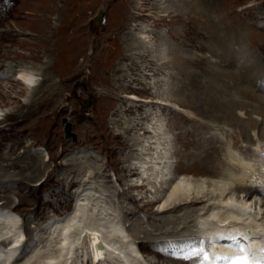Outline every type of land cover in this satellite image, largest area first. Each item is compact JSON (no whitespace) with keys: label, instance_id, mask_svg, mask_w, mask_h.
<instances>
[{"label":"rangeland","instance_id":"rangeland-1","mask_svg":"<svg viewBox=\"0 0 264 264\" xmlns=\"http://www.w3.org/2000/svg\"><path fill=\"white\" fill-rule=\"evenodd\" d=\"M203 3L216 7L211 15L222 25L224 36L243 29L256 35L253 37L256 43L247 40L243 44L245 53L239 54V62L231 61V56L236 55L233 51L240 50L238 39L219 37L220 44L214 45L215 49L220 45L232 46L228 58L209 52L213 34L206 32V24L210 22L202 14ZM141 31L150 32V46L170 47L166 63H170L175 54L178 63L171 75L154 74L155 62L149 51L140 54L134 48L131 53L127 52L128 45L134 41H128L126 36L133 37ZM142 35L140 33L143 38ZM259 45H264V0H0V181H4L0 188V207L6 201L11 202L19 222L16 229L24 230L30 237L28 232H32L34 226L55 214L74 209L79 189L90 182L95 191L90 190L94 201L98 198L103 207L111 204L117 210V213L105 212L110 215L105 214L104 218H111L120 226L125 222L129 231L134 228L132 233L136 230L137 240L146 244L142 251L149 263L168 264L170 260L172 264L171 260H179L158 255L154 244L165 241L170 232L174 237H167L170 240L195 238L201 229L189 227L191 223L186 222L193 217L184 219V211L178 213L180 218L167 220L170 214L154 202L159 195L157 191L161 190V181L155 179V184L146 180L139 182L140 170L130 167L141 153L129 148L128 140L134 139V132L142 131L143 123L153 125L157 117L165 118L164 131L169 132L165 137L173 144V165L184 168L178 175L192 166L184 159L187 151L184 134L197 124L205 123L210 127L202 136L217 137L219 145L223 143V154L231 151L235 138H239L240 152L247 155L251 150L250 142L258 143L259 130L253 129L243 138L241 130L226 119L215 122L204 111L207 108L204 97L212 83L207 74L211 68L222 71L221 76L227 77L232 88L244 87L254 94L264 95L261 90L264 87V50L261 51ZM253 63L261 69V78L256 83L246 81L234 85L231 78L228 80L229 76L237 79L243 66ZM43 69L51 73L55 93L46 102L48 104L35 108L23 119L20 110L27 112V105L35 95L20 75L30 71L37 79H42ZM161 76L166 79L156 83L154 79ZM156 92L164 93L169 101L155 104L158 101ZM237 115L240 119L248 117L240 111ZM257 120L262 122L259 117ZM130 122L136 127L135 131L129 130L126 134L122 128ZM133 142H129L130 145L135 144ZM21 157L28 158L26 163L31 165L39 163L41 175L34 172L33 166L32 172L28 168L24 173L22 166L12 163ZM234 161L227 163L237 170L239 164ZM21 173L27 178L30 176L32 182L21 180ZM204 180V193L214 201L220 192L211 187L208 177ZM257 181L259 184L258 178ZM256 211L259 212V208ZM83 255L86 253H81L75 264H84Z\"/></svg>","mask_w":264,"mask_h":264},{"label":"bare ground","instance_id":"bare-ground-1","mask_svg":"<svg viewBox=\"0 0 264 264\" xmlns=\"http://www.w3.org/2000/svg\"><path fill=\"white\" fill-rule=\"evenodd\" d=\"M204 5L205 10L202 14L207 16L208 23H212V25H210V23L209 25L206 24V32L213 34V45H210L211 48L209 49V52L220 58H228L232 54V46L226 47L220 45L219 49H215L216 47L214 48V45L220 44L221 39H219V37L223 39L230 38L232 41L238 39L237 45L240 47V50L236 52L233 51V54L236 53V55L231 56V61L239 62V54L245 53V50H243V44L247 42V40L254 41L253 37H256V35L254 36L252 32L247 30L243 31V29L236 34H231V36H224L222 34V25H220L218 23L219 21L211 15L214 9L216 10V7H212L209 4ZM140 33L143 34V38L140 36ZM140 33H137L138 35L133 37L130 35L126 36L128 41H134V43L128 45L127 52L131 53L134 48L140 54L149 51L152 54L151 60L155 62V66L152 69V71L155 72L154 74H159L161 72L167 74L166 76L169 74L171 75L178 60H176L174 54L170 63L165 62L166 56L170 53L168 51L170 50V47L162 44L158 46L156 45V47H153V45L150 46V32L141 31ZM163 37L164 35L162 38ZM254 43L256 42L254 41ZM259 49L263 51L264 45H259ZM192 60L193 59H191V61ZM249 60H251V58ZM258 66H255V63L249 66H243V70L238 73L237 79L229 76L228 80L231 78V81L233 80V83H235L234 85H236V83L239 85L246 81L251 82V84L253 81L256 83V81L261 78V69L259 70ZM211 71L208 70L207 73L212 83L210 85L211 88L207 87V93L205 92L206 96L204 97V101L206 102L207 108H204V111H206L207 114H210V118L215 120V122L226 119V122L231 123L232 126L241 130V136L243 138H247L248 133L250 134L251 130L254 129V131H256V129H258V143H254L252 142L254 140H252L250 142L251 146H249L251 150L247 155H242V150H240L238 146L239 138H235L233 149H231V151L229 150L228 153L226 151V154H223V143L219 145L220 141L217 137L215 138L212 135L209 137L202 136L204 130L207 129L210 131V127L207 124L205 125V123L197 124V126H194V129H188L184 134L186 137L185 146L187 147L184 159L188 160L189 165L192 164V168L189 167L187 171H183V174L178 175V173L181 172L180 169H184L183 165L176 167L173 165V144L171 139L165 137L166 135H169V132L164 131L166 127V124L164 123L165 118L163 119L160 117L159 119L156 116L157 120L153 125H150L151 122L147 123L146 126V123H143L144 127L141 129V132H134L136 127L131 126V122L122 128L123 132L126 134L129 130L134 132L132 137L134 139H129L128 145L129 148L131 146L132 149L140 151L141 153V156L137 154L136 159H133L135 162H133V166H131L130 169L140 170L139 172H141V175L139 182L146 180L148 182L150 181L152 184L155 179L157 182L161 181V190L157 191V194L159 195L154 198V202L161 204L162 209L167 214H170V216L167 217V220L172 219L173 221L174 218L179 216V212L184 211L185 213L183 215H186L184 216V219L188 220L190 215L193 217L189 219V223L185 221L187 224L191 223L189 227H192L193 229L200 228L201 231L199 230V236L203 235V237H206H204L205 239L211 238L214 241L212 247L207 251L209 256L213 257L208 264H231L230 260L224 262L221 258L230 257L227 253L229 251L233 252V250L237 252L236 256H239L240 246L253 250L256 253L254 259L264 260V256L260 254V250L264 249V216H261L262 213L264 215V150H260V148L264 146V125L262 124L264 123V95L254 94L253 91L251 92L247 88L244 89V87L243 89H236L237 86L232 88V86L227 83V77L224 78L221 76L223 74L222 71L212 68ZM41 76L43 77L42 79H37L34 72L31 73L30 71L20 75L23 83L28 87V90H32V92L34 91L33 95H35L32 96V99L27 105L28 111L25 112L24 110H20L23 119L27 118L35 108L39 109L47 101L52 99V95L55 93V84H53L51 73L44 72L43 69V74ZM165 79L166 77L162 78L161 76L154 80L156 83H160ZM234 88L236 90H234ZM248 88H250V86ZM233 94H235V96H233ZM40 95L43 96L41 97ZM236 96L239 99H236ZM155 97L158 98V101L155 104L160 105L167 103L166 100H168V98H165L166 96L164 97V93L160 94L159 92H156ZM159 101L161 103H159ZM159 107L161 108V106ZM160 108H158V110H160ZM238 111H240L241 115L244 114L246 117L248 115L249 118L240 119L237 115ZM254 116L261 118L262 122L259 123V119L257 120V117L254 118ZM189 122H192V120ZM225 124L229 125L228 123ZM147 135L150 136L148 137ZM145 138H147L146 141ZM129 142L135 144L130 145ZM244 148L246 149V147ZM223 155H225L224 158L227 161L230 160L232 162L235 160L237 165L239 164L238 169L235 170L231 167L230 162L228 165L227 161L224 158H221ZM26 160L29 161L28 158L21 157L15 158L13 162H11L22 166L24 173L28 168L32 172L33 166L34 172L41 175L39 163L31 165L30 162L26 163ZM193 174L197 176L194 178ZM33 176L34 175H32V177ZM90 177L91 175L87 177L86 181H88ZM205 177L209 178L211 187L220 192V194H217V198H214V201L213 198L209 199V196L204 193ZM20 178H22L21 180L23 181H25V179L32 180L30 176L29 179L23 173H21ZM257 178L260 180L259 184H263L262 187L258 184ZM3 182L0 181V188L4 184ZM155 182L153 183L155 184ZM86 185L89 187L86 188ZM86 185H81L82 188L79 189L76 196L74 209L70 212H64L61 215L55 214L47 218L45 222L39 224L37 227L34 226L35 228L32 232L29 229L30 232L28 233H30V237L24 230L21 232L16 229L19 222L13 214L12 203L6 201L2 207H0V264H75V262H77L76 260H79L81 253H86V255H83L84 259H81L84 264L86 261H89L90 264H151L146 260L144 252L142 251L146 249V244L144 241L137 240L135 236L137 234L136 230L132 233L134 228H132V231H129L124 225L125 222L123 223V227L120 226V223L111 220V218H104V215L107 214L105 212H108L109 210L117 213L116 208L111 204L108 208L103 207L100 204V201H98V198L94 201L93 198L95 196L90 191H94V189L90 187L93 184L89 182L88 184L86 183ZM98 192L100 193V191ZM210 193L216 195L214 191H211ZM258 208L260 210L259 212L256 211ZM98 212L100 214H98ZM178 218H180V216ZM165 222L166 221H164V223ZM138 228L139 227H137V229ZM248 229H252V235L247 233ZM13 230H16V233H14ZM146 234L148 233L146 232ZM171 235V232L166 234L167 237H173V235ZM167 237L164 239L165 241L162 240L163 242H157L154 245L157 246L158 244H161L164 250L168 252L172 250H185L187 246L191 245L190 242L179 243L170 241ZM223 240L226 241L222 242ZM25 242L27 243L25 244ZM99 243H104L106 249H99L97 247ZM208 245L210 244L208 243ZM31 246L32 249L30 250ZM218 247L221 248V251L217 250ZM28 250H30V252L26 254ZM23 254L26 255L24 256ZM182 257L170 256V258L183 259ZM234 257L235 254L232 258ZM180 259L171 260L172 264H194L197 260H200L194 258L184 262ZM167 263L169 264L170 260H167Z\"/></svg>","mask_w":264,"mask_h":264},{"label":"snow or ice","instance_id":"snow-or-ice-1","mask_svg":"<svg viewBox=\"0 0 264 264\" xmlns=\"http://www.w3.org/2000/svg\"><path fill=\"white\" fill-rule=\"evenodd\" d=\"M239 251L242 255L236 256L234 258L222 257L221 259L230 260L231 264H264V260L254 259L256 253L250 248H245L243 246L239 247ZM260 254L264 256V249L260 250ZM183 259H200V264H208V262L213 259L206 252L204 248H194L189 250V252L182 257Z\"/></svg>","mask_w":264,"mask_h":264},{"label":"water","instance_id":"water-1","mask_svg":"<svg viewBox=\"0 0 264 264\" xmlns=\"http://www.w3.org/2000/svg\"><path fill=\"white\" fill-rule=\"evenodd\" d=\"M97 247H98L99 249H103V250L106 249V246H105L104 243H99V244L97 245Z\"/></svg>","mask_w":264,"mask_h":264}]
</instances>
